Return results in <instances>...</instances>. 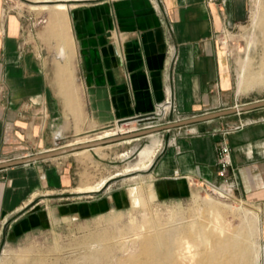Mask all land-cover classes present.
Returning a JSON list of instances; mask_svg holds the SVG:
<instances>
[{"label":"crops","instance_id":"obj_1","mask_svg":"<svg viewBox=\"0 0 264 264\" xmlns=\"http://www.w3.org/2000/svg\"><path fill=\"white\" fill-rule=\"evenodd\" d=\"M67 5L68 21L56 23L53 11L39 28L7 13L6 0H0V244L16 215L41 197L50 201L55 193L70 192L75 182L73 153L5 163L139 121L169 94L181 120L258 101L237 89L231 57L219 41L220 33L247 22L250 0ZM169 118L161 129L173 133L150 169L163 196L184 195L188 183H219L218 158L228 145L235 197L255 209L264 241V108L177 127H167L178 122ZM25 217L28 224L35 221Z\"/></svg>","mask_w":264,"mask_h":264},{"label":"rangeland","instance_id":"obj_2","mask_svg":"<svg viewBox=\"0 0 264 264\" xmlns=\"http://www.w3.org/2000/svg\"><path fill=\"white\" fill-rule=\"evenodd\" d=\"M66 2L6 0V10L40 28L46 27L49 12H56L54 5L63 3L68 8L67 4L74 6L95 0ZM66 20L65 17L60 23ZM58 32L63 33V30ZM219 41L221 48L231 57L238 90L243 69L254 77L251 82L261 76L263 78L259 81L264 80V65H261L264 57V0H250L247 22L238 29L220 33ZM57 64V60L51 63V71ZM63 69L59 66L57 72L62 74ZM66 70L68 73V68ZM251 84L243 91L248 95L246 99H264V83L250 89ZM170 121L168 117L152 127L133 119L123 126L108 127L102 132L70 141L80 143L101 136L146 131L130 139L73 153L70 162L73 163L75 182L70 192L55 193L50 201L41 197L16 215L14 220L17 221L10 223L0 244V264H134L135 261L140 264L144 260L140 253L142 241L149 232L146 227L156 224L158 228L178 232L194 221L212 225L219 216L234 232H243L249 237L253 251L260 244L264 245L259 216L254 208L237 199L223 198L208 188L206 182L188 183V190L178 197L163 196L158 181L150 175L151 168L131 169L139 162V151L151 143L150 134L160 137L162 147L165 145L173 130L165 132L160 127ZM106 179L108 181L101 185ZM87 190L92 191L82 193ZM209 204L214 205L218 214L213 215ZM27 215L35 216V221L28 224L24 220ZM15 226L19 228L14 230ZM155 264L163 263L158 261Z\"/></svg>","mask_w":264,"mask_h":264},{"label":"bare ground","instance_id":"obj_3","mask_svg":"<svg viewBox=\"0 0 264 264\" xmlns=\"http://www.w3.org/2000/svg\"><path fill=\"white\" fill-rule=\"evenodd\" d=\"M53 7L56 10L55 22L60 23L67 7L63 3H59ZM58 55L61 58H65L66 49L62 47ZM261 65H264V57ZM242 71L239 82L240 93H243L245 88L251 83L250 89L257 88L259 84L264 83V80L259 81V79L263 78L262 76L258 80L251 82V77L253 76L247 75L244 69ZM149 123L151 124L149 126H154L153 122ZM149 136L152 139L151 143L139 151V162L131 166L132 170L150 169L157 158L158 152L162 149L163 141L161 138L154 133ZM102 138L105 137L97 139ZM85 150L89 149L78 152ZM125 155L128 156L129 153ZM107 181L108 179L102 181L101 185ZM88 191L92 190L82 191V193ZM208 207L213 215L218 214L215 211L214 205L209 204ZM146 228H148L149 232H147L142 241L140 253L144 257V260L140 264H155L158 261L163 264H264V245L260 244L253 251L249 237L243 232H234L220 216L212 225H207L204 221H194L191 225L186 226L178 232L165 230L162 227L158 228L156 224H152Z\"/></svg>","mask_w":264,"mask_h":264},{"label":"water","instance_id":"obj_4","mask_svg":"<svg viewBox=\"0 0 264 264\" xmlns=\"http://www.w3.org/2000/svg\"><path fill=\"white\" fill-rule=\"evenodd\" d=\"M259 108H264V99L251 102V103L245 104L237 108H231L228 110L220 111L218 113L207 114V115H203L199 117H193V118L184 119L178 122L170 123L169 125H167V127H177V126L192 124V123L212 119V118H215L221 115L236 113L238 111H249V110L259 109ZM145 132L146 131L132 133V134H125V135H120V136L105 137L102 139L91 140V141H87L83 143H75L72 145L68 144V145L62 146L54 150H50V151L42 152V153L30 156V157L10 161V162L5 163V165L11 166V165H17V164H22V163H29V162L40 161V160H45V159L57 158V157L75 153V152H78L84 149H91V148H95L98 146H104L106 144H112L120 140L130 139V138L136 137L137 135H140L141 133L144 134Z\"/></svg>","mask_w":264,"mask_h":264},{"label":"built area","instance_id":"obj_5","mask_svg":"<svg viewBox=\"0 0 264 264\" xmlns=\"http://www.w3.org/2000/svg\"><path fill=\"white\" fill-rule=\"evenodd\" d=\"M171 115H174L175 120L177 121L182 119V116L178 113L173 100L171 99L170 95H168L166 100L160 103L153 113L141 116L138 118V120L144 124L151 125L149 122H160L168 117H171ZM218 163L220 166V182H206V185L213 192L220 194L223 198L236 199L235 190L237 188V184L234 177L231 175V173H229L230 167L232 165V158L231 149L228 145H223L221 147Z\"/></svg>","mask_w":264,"mask_h":264}]
</instances>
